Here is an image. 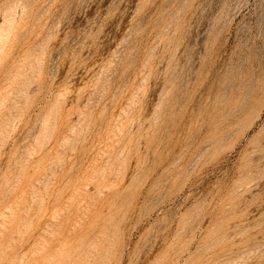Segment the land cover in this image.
I'll use <instances>...</instances> for the list:
<instances>
[{
	"label": "rangeland",
	"instance_id": "1",
	"mask_svg": "<svg viewBox=\"0 0 264 264\" xmlns=\"http://www.w3.org/2000/svg\"><path fill=\"white\" fill-rule=\"evenodd\" d=\"M0 30V264H264V0H0Z\"/></svg>",
	"mask_w": 264,
	"mask_h": 264
},
{
	"label": "bare ground",
	"instance_id": "2",
	"mask_svg": "<svg viewBox=\"0 0 264 264\" xmlns=\"http://www.w3.org/2000/svg\"><path fill=\"white\" fill-rule=\"evenodd\" d=\"M0 31H2V30H0ZM45 189V188H44ZM63 212V211H62ZM26 215V214H25ZM29 226V225H28ZM46 231V230H45Z\"/></svg>",
	"mask_w": 264,
	"mask_h": 264
}]
</instances>
